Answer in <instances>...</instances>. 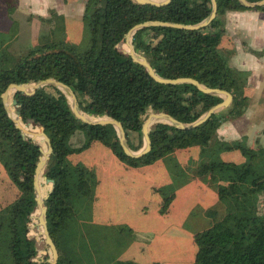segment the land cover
Returning a JSON list of instances; mask_svg holds the SVG:
<instances>
[{
	"label": "trees",
	"instance_id": "1",
	"mask_svg": "<svg viewBox=\"0 0 264 264\" xmlns=\"http://www.w3.org/2000/svg\"><path fill=\"white\" fill-rule=\"evenodd\" d=\"M216 3L215 19L201 30L152 27L138 30L132 37V44L160 77L192 78L205 87L232 95L227 109L194 129L180 130L166 124L154 126L149 134L151 150L140 158L124 154L112 126L86 125L77 120L66 97L54 88L51 92L47 88L37 90L31 96L13 95L12 99L18 101L16 113L20 121L40 124L51 143L48 172H44L40 183L42 195L46 197L49 193L46 188H52L54 183L46 204V220L58 252L56 264H78L82 257L92 260L95 256L93 246L85 245L87 238L94 236L79 227L82 215H78L82 199L91 196L95 183L93 173L80 165L66 164L67 155L94 141L134 168L151 165L167 156L171 159L176 151L197 146L198 167L192 179L209 182L217 204L207 209L208 226L192 237L196 247L193 264H264V213L261 212L264 146L251 144L250 148L245 139L228 142L216 137L221 124L227 119L239 118L247 106V73L232 70L219 47L224 35L222 19L231 11L264 12V6L247 9L238 0H216ZM83 7L82 18L90 34L86 49L58 48L61 43L54 42L11 58L0 53V163L11 185L10 199L0 206V264H38L33 260L37 245L27 237L26 231L31 223L28 217L35 207L33 176L39 146L35 141L23 139L7 116L1 95L10 84L54 79L69 86L84 113L120 122L134 151L142 147V117L148 110L165 112L187 124L222 102L221 97L206 95L192 85L156 83L143 67L126 56L129 54L123 48L124 36L129 30L146 21L200 23L211 12L210 0H173L163 7L137 5L131 0H85ZM79 133L82 144L71 148L72 138ZM134 134L139 146L131 145ZM222 154L226 155L225 160ZM238 157L247 162L235 163ZM253 157L259 160L257 171L249 162ZM185 172L188 174V169ZM251 172L259 176L255 178ZM173 197L163 199L161 214L169 211ZM98 248L97 264H136L115 261L110 253L102 261Z\"/></svg>",
	"mask_w": 264,
	"mask_h": 264
},
{
	"label": "rangeland",
	"instance_id": "2",
	"mask_svg": "<svg viewBox=\"0 0 264 264\" xmlns=\"http://www.w3.org/2000/svg\"><path fill=\"white\" fill-rule=\"evenodd\" d=\"M84 2L85 0H0V53L11 58L23 55L42 44L54 42L61 43L58 48L74 47L79 51L86 49L90 34L82 18ZM224 17L223 30L224 34L233 40L232 49L238 50L240 47L244 50L248 46L247 50L251 54L264 59V49L249 47V33L246 34L234 25L225 24ZM221 41L222 39L220 46ZM224 48L220 47L221 53L229 67L237 72H246L249 78L253 69L247 70L249 68L245 65L244 70L238 69L236 51L231 57ZM48 90L51 92L53 88L46 89ZM255 91L246 90L247 106L242 115L236 119H227L223 123L226 128L225 138H228L230 133L235 135V138L227 140L228 142L242 139L247 142L253 135L263 131L264 112L262 113L261 109H264V104L259 101ZM12 97L13 93L8 99V105L12 108L11 111L20 116L16 113L19 107L11 106ZM151 112L153 111L148 110L142 120L144 121ZM216 137L217 140L226 141L218 134ZM260 139L256 138L258 144L255 143V146L261 145ZM82 142V135L76 134L70 147L80 146ZM132 142V146H139L135 134L132 135ZM247 145L250 148L253 146ZM143 146L142 139V147L136 151L130 150L136 153ZM198 149L196 146L184 151L182 160H178L174 153L171 159L167 156L151 165L136 168L117 159L110 149L96 141L78 152L67 155L66 164L69 167L80 165L91 169L95 181L91 196L80 202L78 214L82 215L79 227L85 228L94 236L87 238L85 245L93 246L95 256L92 260L82 257L78 264H97L98 247L102 261H106L105 257L110 253L115 257V261H131L136 264H193L196 247L192 237L208 226L207 209L217 204V196L211 184L207 181L199 184L198 180L192 179L198 167V161L195 163L198 160ZM225 156L222 154L221 158L225 160ZM238 161L247 162L241 157H238L235 163ZM249 162L257 171L258 158L255 160L253 157ZM187 169L188 174L185 172ZM44 172L48 171L45 169ZM177 173L179 174L176 175ZM251 173L255 178L259 176L255 172ZM10 186L0 163V206H4L10 199ZM50 189L46 188V193ZM170 196L174 197L169 211L161 214L163 199ZM261 212L264 213V206ZM39 230L36 222L31 221L27 237H38L35 262L40 264V258L43 257V263L49 264L51 252L45 246L43 238L38 235ZM72 241L67 244L70 245Z\"/></svg>",
	"mask_w": 264,
	"mask_h": 264
},
{
	"label": "water",
	"instance_id": "3",
	"mask_svg": "<svg viewBox=\"0 0 264 264\" xmlns=\"http://www.w3.org/2000/svg\"><path fill=\"white\" fill-rule=\"evenodd\" d=\"M131 1L137 5H149L153 7H163V6H167L168 4H170L173 0H131ZM210 2L212 5V9H211L209 16L198 24L182 25V24L160 22V21H146V22L137 24L132 29H130L129 32L124 36L123 43L128 42V40L130 43H132V37L136 31L147 29V28H152V27L175 28V29H182V30H197V31L201 30L207 27L215 19L216 14H217L216 0H210ZM238 2L247 9H255V8L264 6V0H260V1L253 2V3L246 1V0H238ZM139 52H140L139 55L129 54L126 56L129 57L134 64H137L143 67L146 74L156 83L161 84V85H167V86H177V85H183V84L192 85L197 90H199L200 92L206 95L221 97L222 102L219 103L218 105L211 107L208 111H206L200 118H198L193 123H187V124L179 122L174 117L166 114L165 112L149 113L146 119L142 122V127H141V136L144 141V146L140 151L133 153L127 144L126 133L124 132V129L120 122L114 119L108 118L106 116H102L105 118V120L103 121L91 122V121L86 120L82 116V114L84 113H82L83 111L79 107V103H78L75 93L72 91V89L69 86L57 80L46 79L44 81L27 82L23 84L13 83V84H10L7 87V89L4 91V93L1 95L2 104L7 113V116L12 121L15 128L20 132V136L25 140H31V141H34L36 138H40L41 145L38 144L39 157L37 158L36 167H35L34 176H33V192H34L35 207L33 209L32 214L28 218L30 221L36 222V225L40 228L38 235L43 238L45 246L49 248L51 252V260L49 261V264H56L58 260V252L49 235V232L47 229V220H46V211H47L46 204L48 202L50 195L53 192L54 183L52 182L53 186L50 189L48 196L45 199H42L41 194H40L39 175L47 167L48 161L50 160V157L52 155V147H51V143H50L48 136L45 134L44 128L40 124L33 125L29 122L28 123L23 122L28 127L22 128V125L20 124L21 122L12 117L11 109H10V106L8 105L10 91H12L13 95L14 94H24L25 96H31L35 93V91L41 90L43 88L58 89L59 92L62 93L66 97L69 103V106H70V110L77 120H79L80 122L86 125H100V126L110 125L112 126L117 133L119 144L124 154L128 157L135 158V159L140 158L150 152L151 141H150L149 134H150L151 129L154 126L158 124H166L175 129L191 130L205 123L208 119H210L212 115L222 110L227 109L232 102V95L230 93L220 90V89H212V88L205 87L204 85L200 84L195 79H192V78L166 79V78L160 77L154 71V69H152L147 59L143 55H141L142 52L141 51ZM27 88H31L33 92L28 93ZM17 105H18V101L12 99L11 106H17ZM95 117H98V116L95 115ZM26 233L27 235L29 234V226H28ZM29 239L32 242L36 243L37 242L36 240L38 239V237H36V239L30 237ZM36 257L37 255L33 258V260ZM40 260H41L40 263L44 262L43 257L40 258Z\"/></svg>",
	"mask_w": 264,
	"mask_h": 264
},
{
	"label": "crops",
	"instance_id": "4",
	"mask_svg": "<svg viewBox=\"0 0 264 264\" xmlns=\"http://www.w3.org/2000/svg\"><path fill=\"white\" fill-rule=\"evenodd\" d=\"M224 19H225L224 20L225 24L234 25L236 26V28L243 30L246 34L249 33L247 36L248 37L247 42L249 43V47L256 50L264 49V12H260L256 10L231 11L225 14ZM221 39H222L221 41L222 44L220 47L222 48L225 47L224 51H226L228 55L231 54V57H233V54L236 51L237 54L236 66H238L237 67L238 69L244 70L243 65L248 66L249 69L247 70L253 69L252 75L249 76L248 78L246 90L249 92L250 90L255 89L259 101L264 104V59L257 58L253 54H251L247 50L248 46H246L244 50H242L240 47L238 48V50H233L231 46V41L233 42V40L229 36L225 35V38L222 37ZM262 108H264V105ZM261 111L263 113L264 109H261ZM223 125L225 124L223 123L221 124L217 134L219 136H222L226 141L234 139L235 135H233L232 133L229 134L228 138H225L226 128ZM262 130L264 131V128ZM263 131H260L259 134L253 135L251 139L247 141V144L255 145V143L258 142L255 141L256 138L260 137L261 139L259 140V143H261V145L264 146ZM175 156L177 157L178 160H182V158L185 156V153L184 151H176ZM192 183H194V181ZM199 184H201V182H199Z\"/></svg>",
	"mask_w": 264,
	"mask_h": 264
},
{
	"label": "bare ground",
	"instance_id": "5",
	"mask_svg": "<svg viewBox=\"0 0 264 264\" xmlns=\"http://www.w3.org/2000/svg\"><path fill=\"white\" fill-rule=\"evenodd\" d=\"M123 48H124V50H126V51L128 52V54H135V55H139V54H140V52H139V50L137 49L136 45H133L132 43H130L129 40H128V42H126V43L124 44V47H123ZM30 91H32L31 88H27V92H30ZM11 95H12V91H10V93H9V98H10ZM11 109H12V108H11ZM11 113H12V117H13L14 119L20 121V119L18 118V115H17V114H15L13 111H11ZM82 116H83L86 120L91 121V122H98V121H103V120H105V118L102 117V116L95 117V116H93V115H86V114H82ZM20 122H21V121H20ZM20 124L22 125V128H27V127H28V126H26L25 124H23L22 122H21ZM34 141L41 145V143H40V138H36ZM43 176H44V171L39 175V184H40V194H41V198H42V199H45V198H46V195H45V196L42 195L41 183H40V182H41V179H42ZM44 180H45V179H44Z\"/></svg>",
	"mask_w": 264,
	"mask_h": 264
}]
</instances>
